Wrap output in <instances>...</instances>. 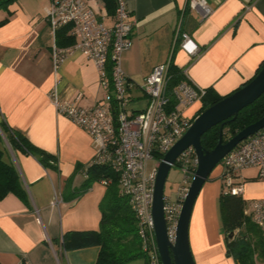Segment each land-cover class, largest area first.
I'll return each instance as SVG.
<instances>
[{
  "label": "crops",
  "instance_id": "obj_1",
  "mask_svg": "<svg viewBox=\"0 0 264 264\" xmlns=\"http://www.w3.org/2000/svg\"><path fill=\"white\" fill-rule=\"evenodd\" d=\"M54 1L18 0L0 10V24L6 22L0 26V133L6 123L55 159V166L46 168L36 157L12 150L3 135L0 148L18 168L29 204L13 194L0 200V264H96L100 252L96 246H64L68 233L99 230L107 186L96 182L83 192L86 177L78 167L92 162L95 144L58 114L49 96L55 74L47 12ZM89 1L112 25L115 0L112 12L103 0ZM125 1L135 23L133 46L123 56L133 112L148 106L142 85L170 56L192 84L214 97H227L245 86L264 63V0H207L214 13L205 20L190 7V0ZM183 34L197 45V54L181 48ZM58 78L61 98L77 107L92 108L106 94L97 67L81 50L66 57ZM202 108L198 101L183 112L195 119ZM223 173L221 165L213 171L194 206L190 243L196 264H236L227 254L222 229ZM239 176L246 207L264 198L259 169H243Z\"/></svg>",
  "mask_w": 264,
  "mask_h": 264
},
{
  "label": "built area",
  "instance_id": "obj_2",
  "mask_svg": "<svg viewBox=\"0 0 264 264\" xmlns=\"http://www.w3.org/2000/svg\"><path fill=\"white\" fill-rule=\"evenodd\" d=\"M190 7L198 11L203 20L214 9L207 0H190ZM54 44L52 60L55 85L49 93L59 115L88 133L95 144V156L83 174L88 178L92 166H107L119 177L120 194L129 200L137 218L138 233L144 249L149 254V264H163L155 231L153 203L158 169L164 156L187 132L193 123L183 110L202 101L206 90L197 88L181 69L185 80L171 88L170 69L172 56L167 62L156 66L142 85L148 97V106L140 111L130 109L132 87L123 69V56L133 46L132 31L135 23L129 19L125 0H115L112 25L107 16L100 15L89 0H56L47 12ZM70 26L69 35L75 44L61 48L57 45V31ZM181 48L189 55L198 53V47L188 34L182 35ZM83 51L97 67L100 85L105 96L92 108L77 107L61 98L58 71L66 57L74 51ZM156 160L150 173L148 162ZM224 173L225 194L243 197L244 183L239 172L257 168L264 179V129L242 142L220 164ZM173 166H179L184 174L175 199L165 196L164 212L168 238L175 243L184 201L198 167V157L193 147L184 151ZM108 186L111 180L100 182ZM59 203L56 200V205ZM259 226L264 224V198L245 208ZM20 264H31L22 261Z\"/></svg>",
  "mask_w": 264,
  "mask_h": 264
},
{
  "label": "trees",
  "instance_id": "obj_3",
  "mask_svg": "<svg viewBox=\"0 0 264 264\" xmlns=\"http://www.w3.org/2000/svg\"><path fill=\"white\" fill-rule=\"evenodd\" d=\"M18 0H0V10H6ZM112 12L114 0H103ZM114 9V8H113ZM6 22L0 24L4 25ZM70 26L57 31L56 42L61 48L75 44V39L68 35ZM264 67V63L257 75ZM170 87L177 86L185 80L180 68L171 66ZM256 75V76H257ZM248 84V83H247ZM241 89V88H240ZM239 89V90H240ZM238 91V90H237ZM226 97H214L209 90L202 99L203 108L199 114L217 104ZM264 117V95L255 103L242 110L237 119L227 122L224 128L223 141L226 143L246 127L258 122ZM220 128H212L202 137V145L212 151L219 143ZM1 131L14 151H22L36 157L40 163L48 168L55 166V159L34 146L21 132L14 130L8 124L1 125ZM0 133V143H3ZM85 167H78L83 171ZM111 180L100 204L102 219L97 231L68 233L64 236L66 250H74L96 246L100 248L96 264H149V254L144 249L138 233V222L129 200L120 194L119 177L107 166H92L88 169V178L83 192L92 184L102 180ZM9 194L16 195L24 203L29 204V196L24 187L20 172L12 162L5 158V151L0 148V200ZM246 204L243 198L225 194L220 198V211L223 234L227 243V254L236 264H257L264 260V227L255 224L250 216L245 215ZM233 235V237H230ZM140 262V263H138Z\"/></svg>",
  "mask_w": 264,
  "mask_h": 264
},
{
  "label": "water",
  "instance_id": "obj_4",
  "mask_svg": "<svg viewBox=\"0 0 264 264\" xmlns=\"http://www.w3.org/2000/svg\"><path fill=\"white\" fill-rule=\"evenodd\" d=\"M263 95L264 67L240 90L199 114L187 132L164 156L158 169L153 203L156 238L163 264H196L190 243V222L198 196L222 160L242 142L264 129V117L240 131L226 143L223 141L225 125L228 121L236 120L242 110L255 103ZM218 125H221L219 143L212 151H208L202 145V137ZM191 147L196 151L198 167L183 204L177 237L173 244L168 238L164 212L165 186L176 160Z\"/></svg>",
  "mask_w": 264,
  "mask_h": 264
},
{
  "label": "rangeland",
  "instance_id": "obj_5",
  "mask_svg": "<svg viewBox=\"0 0 264 264\" xmlns=\"http://www.w3.org/2000/svg\"><path fill=\"white\" fill-rule=\"evenodd\" d=\"M156 164V160H151L147 165V172L150 173L153 166ZM220 166V165H219ZM218 166V167H219ZM184 174L179 166H173L169 173L166 186H165V196L175 199L177 196V191L183 182ZM140 263V262H138ZM258 264H264V260H258Z\"/></svg>",
  "mask_w": 264,
  "mask_h": 264
}]
</instances>
